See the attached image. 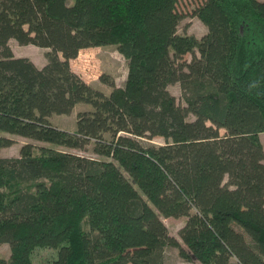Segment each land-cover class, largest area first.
<instances>
[{"label": "trees", "instance_id": "16d2710c", "mask_svg": "<svg viewBox=\"0 0 264 264\" xmlns=\"http://www.w3.org/2000/svg\"><path fill=\"white\" fill-rule=\"evenodd\" d=\"M179 2L0 0V264H170L166 247L264 264V0H203L201 37L179 32ZM11 39L47 48V62L15 56ZM109 45L126 76L101 74L105 94L70 60ZM79 103L92 109L73 129L51 122ZM113 122L126 131L106 134ZM9 135L44 144L4 156ZM90 143L95 157L59 148ZM168 217L184 218L179 238Z\"/></svg>", "mask_w": 264, "mask_h": 264}, {"label": "rangeland", "instance_id": "374dc122", "mask_svg": "<svg viewBox=\"0 0 264 264\" xmlns=\"http://www.w3.org/2000/svg\"><path fill=\"white\" fill-rule=\"evenodd\" d=\"M203 0H180L178 3V8L183 16L182 20L179 24V32L186 34H193L197 37H201L206 33L205 26L199 21L196 17L191 15V11L193 7L202 2ZM10 45L14 48L15 52L19 56L28 57L37 67H42L47 59L45 57V53L48 51L47 48L37 47L34 45H19L15 40H10ZM11 48V47H10ZM14 54V53H13ZM191 58L190 54H186L184 56V60L189 61ZM72 70L81 76L87 83L93 85L95 88L101 90L105 94H108L111 88L103 83L99 82L98 77L101 74L109 75L113 78L116 86H121L124 82L126 76V63L122 55L116 50V47L113 45L104 46L95 48L91 51H85L82 53H78L77 57L70 60ZM168 91L176 98V101L184 105V98L182 94V90L179 83H173L167 86ZM92 109L89 104L79 103L75 109L69 114L64 115H56L54 114L53 121L56 124L64 128L66 130H71L75 127L76 113L78 111H85ZM190 119L193 116H189ZM127 129L125 124H120L113 122L110 124V127L106 131V134H110L112 132L123 133ZM223 133V130L220 131ZM8 135V134H7ZM14 136L15 142L9 146L4 148L2 151V155L4 156H17L19 153V148L25 142L31 141L36 144H44L39 141L30 140L21 136ZM260 138L262 140L264 146V132L260 134ZM144 144L154 143L161 144L163 143V138L156 136L151 139H142ZM60 149H64L67 151H71L80 155H87L95 157L92 153V143L88 144L85 150L78 149H66L59 147ZM166 226L168 227L169 233L176 238L178 236V229L180 227L182 218H172L163 220ZM4 252L7 251V245H2L0 247ZM52 253L51 250H38V255L41 257H45ZM164 258L167 263L170 264H200L199 262H185L181 257L178 256V251L172 247H166L164 250Z\"/></svg>", "mask_w": 264, "mask_h": 264}, {"label": "crops", "instance_id": "0c3cea01", "mask_svg": "<svg viewBox=\"0 0 264 264\" xmlns=\"http://www.w3.org/2000/svg\"><path fill=\"white\" fill-rule=\"evenodd\" d=\"M9 46L11 47V49H12V51H13V53H14V55L15 56H19L16 52H15V50H14V48L10 45V40H9ZM95 48H99V47H90V48H85V49H81L80 51H79V53H82V52H85V51H91V50H93V49H95ZM78 105V104H77ZM76 105V106H77ZM76 106L73 108V109H75L76 108ZM73 111V110H72ZM71 111V112H72ZM62 115H64V114H62ZM54 115H51V117H50V120H51V122L53 123V124H55L56 126H58L57 124H56V122L55 121H53V117ZM59 127V126H58ZM4 150V148L2 149V151ZM170 217H168V218H165V219H169ZM173 218V217H172ZM179 218H182V221H181V224L183 223V220H184V218L183 217H179ZM181 224H180V226H181ZM184 261V260H183ZM185 262H188V261H185Z\"/></svg>", "mask_w": 264, "mask_h": 264}]
</instances>
